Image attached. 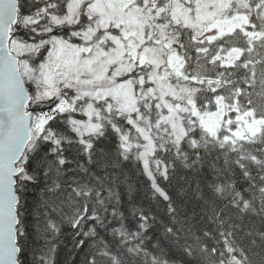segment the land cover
Segmentation results:
<instances>
[{"label": "snow or ice", "instance_id": "1", "mask_svg": "<svg viewBox=\"0 0 264 264\" xmlns=\"http://www.w3.org/2000/svg\"><path fill=\"white\" fill-rule=\"evenodd\" d=\"M65 237L264 264V0H0V264Z\"/></svg>", "mask_w": 264, "mask_h": 264}, {"label": "trees", "instance_id": "2", "mask_svg": "<svg viewBox=\"0 0 264 264\" xmlns=\"http://www.w3.org/2000/svg\"><path fill=\"white\" fill-rule=\"evenodd\" d=\"M143 193V188L141 187V194ZM63 243L61 247L58 249L57 253V264H65V261L69 258L68 257V248L70 247V238H62Z\"/></svg>", "mask_w": 264, "mask_h": 264}]
</instances>
